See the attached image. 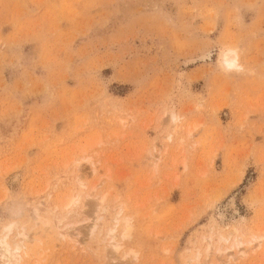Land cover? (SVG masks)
Listing matches in <instances>:
<instances>
[{
	"label": "rangeland",
	"instance_id": "374dc122",
	"mask_svg": "<svg viewBox=\"0 0 264 264\" xmlns=\"http://www.w3.org/2000/svg\"><path fill=\"white\" fill-rule=\"evenodd\" d=\"M18 231V264H264V0H0Z\"/></svg>",
	"mask_w": 264,
	"mask_h": 264
},
{
	"label": "bare ground",
	"instance_id": "6f19581e",
	"mask_svg": "<svg viewBox=\"0 0 264 264\" xmlns=\"http://www.w3.org/2000/svg\"><path fill=\"white\" fill-rule=\"evenodd\" d=\"M221 62L223 63V65L226 68H231V67L237 66V59H236V54H235L234 50L227 49L224 52H222ZM73 200L74 199H72V197H70L67 199L65 204L66 205L70 204V202ZM228 204H230V203H228ZM34 212H36V210H34ZM9 227H11V226H9ZM7 229L9 230L10 228H7ZM7 229H6V232H7ZM114 231H115V226L109 228L108 235H109L110 239L115 238ZM128 231H129V226L126 224V225H124V228H122V232H121L122 237L124 235H127ZM16 234H18V236L20 237V239L17 240V242L16 241H14V242L9 241L5 233L3 236L0 237V264H18L19 263V260L21 258L20 254H21V251H23V247H24L23 243L21 242V239H24L25 233L22 231H18ZM68 234H69V232H68ZM118 246H119V244L116 243L114 245V248L118 249L119 248Z\"/></svg>",
	"mask_w": 264,
	"mask_h": 264
}]
</instances>
